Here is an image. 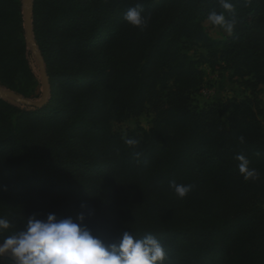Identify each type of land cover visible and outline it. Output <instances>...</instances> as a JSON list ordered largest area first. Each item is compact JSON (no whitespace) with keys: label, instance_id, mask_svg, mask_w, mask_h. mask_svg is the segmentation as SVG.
<instances>
[{"label":"trees","instance_id":"16d2710c","mask_svg":"<svg viewBox=\"0 0 264 264\" xmlns=\"http://www.w3.org/2000/svg\"><path fill=\"white\" fill-rule=\"evenodd\" d=\"M230 2L235 30L216 42L204 22L224 11L219 0H34L53 96L36 111L0 100V218L12 225L0 239L33 215L83 212L108 240L153 235L165 264H264V0ZM137 4L143 30L124 19ZM198 46L207 55L194 60ZM26 48L20 0H0V84L31 97ZM199 62L230 72L249 96L193 105ZM145 112L149 130L129 147L112 122ZM241 154L259 179H244ZM173 181L193 191L180 198Z\"/></svg>","mask_w":264,"mask_h":264},{"label":"clouds","instance_id":"9594fccd","mask_svg":"<svg viewBox=\"0 0 264 264\" xmlns=\"http://www.w3.org/2000/svg\"><path fill=\"white\" fill-rule=\"evenodd\" d=\"M219 3L224 11H212L207 19L232 35L237 22L235 6L230 0H219ZM225 12L232 14L231 18H226ZM124 19L141 30L148 23L140 4L128 9ZM243 139L240 137L241 142ZM125 144L135 148L139 141L126 138ZM134 156L140 159L141 153L134 152ZM236 160L246 181L259 179V173L249 167L244 155H237ZM170 187L180 198H185L194 188L174 181ZM85 220L83 212L75 218L58 217L54 213L44 219L35 215L27 217L21 229L0 239V259L11 254L15 264H165L168 260L164 246L151 234L136 238L133 232L122 230L119 240H108L89 228ZM11 228L9 220L0 218V233Z\"/></svg>","mask_w":264,"mask_h":264},{"label":"rangeland","instance_id":"374dc122","mask_svg":"<svg viewBox=\"0 0 264 264\" xmlns=\"http://www.w3.org/2000/svg\"><path fill=\"white\" fill-rule=\"evenodd\" d=\"M23 2L24 0H20L21 15H22V20H23V30L25 34V44L27 47L26 48V58H27L28 66L32 74L35 77L36 84L35 86H33L31 97H25L19 93L18 94L34 102H39L43 96V80L40 75V67H39L38 59L36 55L34 54L32 47L28 44L27 39H26ZM33 4H34V0H33ZM204 25L206 28V33L211 40L216 41V42H224L226 40V37L228 34L224 32L223 29L212 27L211 23L208 21H205ZM32 27H33V8H32ZM33 37L35 39L34 33H33ZM35 42H36V39H35ZM189 55L194 60H199L201 55H207V50L204 46H198L194 48L193 50H191L189 52ZM199 63H200L199 64L200 69L204 72V83H203L202 89L192 96L193 105L202 107L204 105H208L212 103L222 104L226 102L227 100H231V99L242 100L245 97L249 96L250 92L248 90L244 89L239 84H237L236 82H233L230 79V72L225 71V70L213 71L204 62H199ZM46 71H47V68H46ZM0 87L7 89L1 84H0ZM52 89L53 87L50 81L49 101L51 100L53 96ZM259 98L261 100V106L263 109V114H262L261 119L264 123V85L260 86L259 88ZM0 100H3V99H0ZM3 101H6L16 107L25 109L27 111H36L38 109H41V108L25 107L23 105H20L18 103H15L9 100H3ZM151 119H152L151 113H147V112L143 113L140 116H133V115L126 116L125 115L123 116L121 120H117V119L113 120L112 130L123 138H127L131 136L132 134H144L149 130ZM20 209H21L20 211L24 210L21 206H20ZM112 209L118 210V211L122 210L123 213L128 211L127 206L112 207L110 208V211ZM23 214L31 215V214H35V212L27 213V214L23 213ZM0 264H15V261L13 260L11 254H8L2 259H0Z\"/></svg>","mask_w":264,"mask_h":264},{"label":"water","instance_id":"95a60500","mask_svg":"<svg viewBox=\"0 0 264 264\" xmlns=\"http://www.w3.org/2000/svg\"><path fill=\"white\" fill-rule=\"evenodd\" d=\"M32 8L33 0H24L23 2V12L25 18V30H26V39L28 44L32 47L34 54L36 55L39 67L40 75L43 80V96L39 102H34L30 99L24 98L18 93L7 90L0 87V99L13 101L25 107L31 108H43L48 104L50 97V80L46 71L45 62L41 52L38 49L37 43L33 37V27H32Z\"/></svg>","mask_w":264,"mask_h":264}]
</instances>
